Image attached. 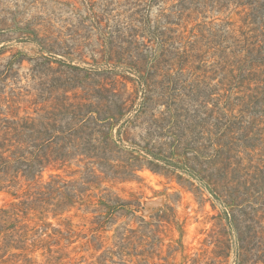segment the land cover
Returning <instances> with one entry per match:
<instances>
[{"label": "rangeland", "instance_id": "1", "mask_svg": "<svg viewBox=\"0 0 264 264\" xmlns=\"http://www.w3.org/2000/svg\"><path fill=\"white\" fill-rule=\"evenodd\" d=\"M156 27L164 33L148 31ZM236 39L264 46V0H0V119L40 118L68 103H100L103 113L124 103L132 110L118 114L113 134L142 163L127 179L92 176L89 203L59 213H25L18 203L31 185L0 189V208H13L19 227L38 237L5 253L1 233L0 264H101L106 249L122 244L132 254H107L105 264H264L263 206L227 205L185 170L142 152L199 168L202 159L177 152L223 128L232 111L248 113L255 83L234 88ZM85 171L73 162L40 180L60 173L80 181ZM106 197L142 208L119 209L99 228Z\"/></svg>", "mask_w": 264, "mask_h": 264}, {"label": "trees", "instance_id": "2", "mask_svg": "<svg viewBox=\"0 0 264 264\" xmlns=\"http://www.w3.org/2000/svg\"><path fill=\"white\" fill-rule=\"evenodd\" d=\"M148 31L153 35L164 33L161 27ZM241 41L237 43L236 39L232 50V65L238 71L235 79L239 78L234 88H239L246 81L255 83V87H250L252 94H248L250 102L244 104L242 109L248 113L239 115L232 111L222 123L223 128L213 130L206 137L202 133L195 146L188 142L183 149L185 151L177 152L186 159H190L188 155L192 152L196 159H202L200 167L182 162L187 166L185 169L179 162L154 150L142 149V152L165 165L185 170L227 205L250 208L253 204H259L264 207V130L259 125L263 122L259 112L264 109H253L254 105L261 107L264 104V70L261 68L264 66V46L262 43L255 48V45H242ZM163 42L159 40L157 43L165 49L167 41ZM257 67L261 72H257ZM123 104L116 103L115 109L109 105L102 113L99 111L100 103H68L40 118L6 116L0 119V189L18 184L31 185L27 197L18 203L23 211L46 208V211L59 213L72 206L89 203L87 192L93 182L92 176L103 175L110 179L133 177L142 163L129 149H124L130 147L119 145L113 134L115 126L120 124L118 114L123 116L132 110ZM121 156L128 160H123ZM73 162L84 163L85 172L90 176L75 181L56 173L48 180H40L44 171L62 168ZM100 204L104 213L97 221L99 228L105 227L119 209L134 214L142 208V203H122L111 197L100 200ZM18 214L13 208H0V234H6L2 246L5 253L10 249L26 250L30 241L35 245L38 240V237H29L27 225L19 227L21 219L16 217ZM233 219L237 226V220ZM240 238L244 239L242 236ZM127 239L124 234L120 240L123 242ZM102 247L96 248L101 250ZM125 248L122 244L117 253L106 249L100 255L99 262L105 264L104 260L112 258L113 254L124 261L126 254H132Z\"/></svg>", "mask_w": 264, "mask_h": 264}]
</instances>
